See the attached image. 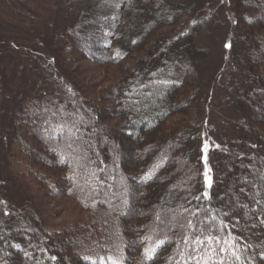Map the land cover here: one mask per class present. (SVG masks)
Returning a JSON list of instances; mask_svg holds the SVG:
<instances>
[{"label":"trees","instance_id":"obj_1","mask_svg":"<svg viewBox=\"0 0 264 264\" xmlns=\"http://www.w3.org/2000/svg\"><path fill=\"white\" fill-rule=\"evenodd\" d=\"M138 1L146 4L144 14L153 12L146 0ZM255 6L247 22L258 28L228 38L242 54L233 134L207 148L204 159L196 114L207 67L205 51L195 44L201 21L160 32L158 27L179 19V8L163 0L154 7L170 21L152 25L143 44L124 47L120 39L106 58L116 64L133 58L117 71L112 86L95 98L71 86L76 98L61 96L53 103L64 108L57 113L56 131L62 124L76 129V137L61 134V146L48 145L40 130L43 116L35 109L25 112L23 104L38 99L52 106L54 91L21 93L6 135L14 150L7 153L9 166L34 179L48 196L47 187L72 196L85 214L66 226L0 207V264H196L197 259L264 264V32H258L264 28V2ZM93 18L84 14L73 34L89 35ZM97 43L83 46L78 40V50L96 60L90 50H99ZM76 114L84 118L79 124L72 120ZM90 147L101 151L88 154ZM56 148L63 156H50ZM66 149L77 152L73 161ZM208 236L219 243H208ZM197 238L204 244H196Z\"/></svg>","mask_w":264,"mask_h":264},{"label":"rangeland","instance_id":"obj_2","mask_svg":"<svg viewBox=\"0 0 264 264\" xmlns=\"http://www.w3.org/2000/svg\"><path fill=\"white\" fill-rule=\"evenodd\" d=\"M160 1L146 0L153 11L147 15L144 14L146 4L138 0H0L1 208L17 210L23 215L34 216V219L46 217V220L60 225L65 223L66 226L76 216L85 214L72 196L66 194L58 196L54 194L53 188L47 187V191L52 193L48 196L46 190L41 189V185L34 179L16 172L13 164L9 166L7 153H14L8 144V137L6 138L9 117L12 115L13 107L22 97V92L32 94L39 88L41 91L50 88L49 90L54 91L50 99L52 106L49 101L38 103V99H35L34 103L25 102L23 110L27 112L35 109L37 114L43 116L40 130L45 135L48 145L51 142L53 147L61 146V139L66 136L76 137V129H66L62 124L56 131L55 121H59L57 113L64 108L61 106L56 109L55 101L61 96L65 98L72 95L76 98L77 92L74 91L72 94L71 86L85 89L86 93L82 92L83 96L89 95L92 98L112 86L117 71L127 60L131 62L133 58L122 59L121 64L106 58L108 55L112 56L111 51L120 39L124 41L122 44L124 47L130 44H143V36L151 31L152 25L170 21V18L154 7V4ZM163 1L179 8V19L176 24L158 27L160 32L180 31L192 20L201 21V28L195 36V44L197 48L205 51L207 67L202 73L204 74L202 92L196 114L201 129L199 138L203 142L201 146L204 159L207 151L204 150L205 144L210 148L213 145L217 146L218 140H221L222 144L229 141L233 134L232 124L237 119L233 93L234 86L238 84L237 78L240 76L242 54L239 49L226 47L230 45L228 38L243 36V33L250 29L258 28L249 26V17L257 11L255 4L257 2L261 4L264 0ZM111 6L115 11L112 13L108 11L110 14H106ZM101 10L104 12L99 13ZM84 14L94 16L90 21L92 32L87 36L81 32L73 34L72 29L74 31L77 21H80ZM122 27L124 31L119 38L118 30ZM260 31L263 33L264 28H259L258 32ZM78 40L83 46L90 42L95 44L98 42L97 47L100 49L90 52L99 55L101 50L105 54L96 55L99 57L96 60L83 55L78 50ZM86 49H91V46ZM135 55L138 53L134 52L133 56ZM65 81H68L69 85H66ZM88 100L90 99L85 101ZM81 107L82 105H77L74 108L81 112ZM82 119L77 114L72 118L76 124L81 123ZM29 129V133L34 130ZM26 134L28 133L24 130L21 135L25 137ZM61 134L63 138L60 137ZM90 148L87 149L88 154L98 153V149L101 151L100 148ZM71 149L66 150L73 161L77 152L73 153ZM50 151V156H63L57 148ZM180 208L176 211L181 212ZM159 221L162 220L159 218ZM86 227L90 230L89 223ZM186 255V251L181 250V256Z\"/></svg>","mask_w":264,"mask_h":264},{"label":"snow or ice","instance_id":"obj_3","mask_svg":"<svg viewBox=\"0 0 264 264\" xmlns=\"http://www.w3.org/2000/svg\"><path fill=\"white\" fill-rule=\"evenodd\" d=\"M226 47H230V45H226ZM205 151L207 150V144H205ZM205 176H206V178H207V176H208V173H207V171L205 172ZM205 195L207 196V193H205ZM188 224H189V227L190 228H194L195 227V225H193L192 224V222L191 221H189L188 222ZM206 239H207V241H208V243H212V242H217V243H219V239L218 238H216V237H213V236H208V237H206ZM185 242H187V238L185 239ZM204 240H201V239H199V238H197L196 239V241H195V243L196 244H204ZM164 243V241H160V244H163ZM152 252H154L155 251V249H152L151 250ZM214 251V250H213ZM227 251V249L226 248H221L220 249V252H226ZM145 253L147 254V253H149V250L148 249H145ZM233 255H235V252H233ZM149 258H151V257H149ZM237 259H239V257L237 256L236 257ZM109 259H111V258H109ZM190 259H194V257H190ZM113 264H116V262L115 261H113ZM196 264H201V261L199 260V259H197L196 260ZM204 264H209V261L208 260H205L204 261ZM220 264H223V261H220Z\"/></svg>","mask_w":264,"mask_h":264}]
</instances>
